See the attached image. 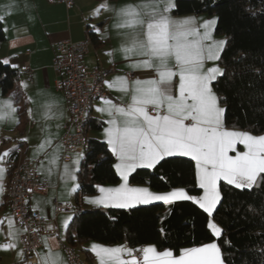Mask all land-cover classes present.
<instances>
[{
  "label": "snow or ice",
  "instance_id": "1",
  "mask_svg": "<svg viewBox=\"0 0 264 264\" xmlns=\"http://www.w3.org/2000/svg\"><path fill=\"white\" fill-rule=\"evenodd\" d=\"M146 7H122L117 13L120 23L116 26L131 30L130 46L124 48L125 53L144 57L135 66L154 68L158 78L136 80L135 87L131 89L132 102L127 107L108 100L105 101L107 107L99 109L106 111L110 117L107 121L110 126L104 131L108 145L119 160L115 168L124 183L114 189L101 188L103 195L89 203L125 208L153 201L194 200L211 216L220 199L217 189L220 181L236 188H250L258 178L264 180V175H261L264 174V135L229 131L222 126L224 110L218 106V98L211 87L217 75H222L221 70L213 67L203 72L202 69L205 59L219 58L226 41L215 42L205 50L200 40L188 39L194 34L187 27L191 22L189 19L174 20L165 14L174 7L171 0L163 13L154 10L145 12L142 9ZM108 9L107 4H102L96 14ZM215 22V19L206 21L205 29H210ZM208 38L210 32L206 31L203 39ZM169 61H174V68L169 66ZM177 76L178 93L173 94V88L177 87L173 81ZM117 81L122 85L120 91H129L125 77H118ZM149 105L155 115L149 113ZM5 107L8 112L2 111ZM161 110L164 114H160ZM16 111L11 98L0 101V120ZM45 144H51V141H45ZM45 144L39 147L43 149ZM237 145H243L245 150L237 151ZM230 152L235 155H229ZM7 155V152L0 155V160ZM176 155L188 156L195 161L199 186L204 190L203 197L196 199L183 189L161 194L147 187H129V175L137 168H153L166 157ZM57 159L54 156L52 162L55 163ZM4 171V168H0V174ZM65 174L70 175L67 165ZM71 178L75 179L74 176ZM207 226L217 236L222 232L211 220ZM14 246L9 244L5 247ZM92 250L100 258L101 264H106V258L114 264H223L216 243L184 249L179 257H175L171 250L159 252L154 246L141 249L143 256L140 259L133 255V249L123 246H93ZM124 252L132 257L131 261L122 259ZM44 264H62V259L49 250Z\"/></svg>",
  "mask_w": 264,
  "mask_h": 264
},
{
  "label": "trees",
  "instance_id": "2",
  "mask_svg": "<svg viewBox=\"0 0 264 264\" xmlns=\"http://www.w3.org/2000/svg\"><path fill=\"white\" fill-rule=\"evenodd\" d=\"M172 12L216 16L215 31L225 37L226 43L219 56L222 75L212 85L224 107V125L264 133V0H175ZM5 39L0 22V44ZM21 73L0 60V88L15 99L18 125L26 116L28 102L19 87ZM102 127L101 119L88 117L85 131ZM77 181V207L86 195L97 193L100 185L120 182L115 156L104 140L88 136ZM129 181L147 184L156 191L183 188L193 196L203 190L197 182L195 161L180 155L166 157L153 168H137ZM219 191L220 199L212 214L222 230L219 236L208 228L210 216L194 200H175L125 208H77L66 241L74 248L96 241L104 245L127 243L132 249L153 245L180 254L216 240L226 264H264V180L258 178L250 188H236L221 181ZM84 252L83 261L92 262L93 252Z\"/></svg>",
  "mask_w": 264,
  "mask_h": 264
},
{
  "label": "crops",
  "instance_id": "3",
  "mask_svg": "<svg viewBox=\"0 0 264 264\" xmlns=\"http://www.w3.org/2000/svg\"><path fill=\"white\" fill-rule=\"evenodd\" d=\"M72 1L73 4L71 7H67L64 3H51L48 0H0V22L6 34V39L0 44V60L8 61L10 65H15L22 72L19 87L24 91L28 100L26 116L20 125H18V111L11 115H6L3 120H0V155H3L5 152L9 154L16 146L22 145L25 148L26 155L37 161V170L40 179L46 182L48 190L46 193L32 195L28 203L31 208L39 211L48 218L55 216V199L71 202L75 210L77 208L89 209L96 206L111 207L103 204L89 203V201L103 195L100 191L101 188L114 189L124 183L120 174L117 172L120 176V182L100 185L98 192L92 195H86L79 207L73 201L75 200V193L78 188L77 172L80 168V162L84 152L74 153L68 161L61 160L63 151L62 137L66 131L70 111L64 94L56 87L58 74L53 67L55 57L54 43L59 40L80 42L89 36L91 37L92 41L85 62L90 67L99 66L104 70H108L104 87L109 93V96L106 98H97L93 101L89 111V118L101 119L103 121V127L99 130H90L87 135L104 140L107 143L104 130L110 126L107 123L110 117L106 111L99 110L107 107L105 101L111 100L116 105L127 107L132 102L131 89L135 87L134 82L136 80L143 81L158 78V73L154 68L135 66L144 57L134 53H125L124 48L130 46L129 33L131 30L116 26L120 23V17L117 13L122 7L127 5H147L148 7L142 9L143 11L150 12L154 10L163 13L169 3V0ZM171 3L174 5L175 0H171ZM102 4H107L109 9L101 10L97 15L96 10ZM165 14L174 20L189 19L191 22L187 27L194 34L190 35L188 39L190 41L200 40L205 50L215 42L225 41V37L217 34L215 31L216 22L210 29H205L204 27L206 21L213 19L216 21L214 14L189 13L175 15L172 9ZM206 31L210 32V38L203 39ZM93 35L94 38L92 37ZM26 62L30 66V70L28 71L23 69ZM112 65H114V69H111ZM169 66L174 68V61H169ZM213 67H218L222 72L219 58L216 60L205 59L202 71L207 72L208 69ZM126 71L134 72L135 76L129 77ZM118 77H125L127 79L129 91L124 92L119 90L122 85L117 81ZM178 80V76L174 78L173 82L177 87L173 88V94L178 93ZM211 87L213 93L217 96L212 84ZM9 98L12 99L13 107L17 109V104L12 93H4L0 88V101H7ZM49 105L51 106L50 109ZM218 106L224 110L219 99ZM149 107L152 106L149 105L148 110ZM2 111L8 112V109L5 107L2 108ZM149 113L156 114L150 111ZM160 114H164V112ZM221 121L222 126L229 131L248 132L254 136L264 135V133L255 134L248 130L225 127L224 111L221 115ZM49 140L51 144H45V141ZM41 144H45L43 149L39 147ZM108 146L111 149V146ZM236 147L237 151L245 150L243 145H237ZM229 155H235V153L230 152ZM54 156L58 157L55 163L52 162ZM114 156L116 165L119 163V160L115 154ZM6 157L4 156L3 160H0V168L5 169L3 174H0V185H2V191H0V264H24V252L20 243L22 229L13 219L14 217L6 203L9 188V171L2 164ZM65 165H67L70 175L65 174ZM72 176L75 179H72ZM197 182L199 184L198 176ZM220 182L217 185L219 194ZM128 185L129 187H147L150 191L161 194L183 189L176 188L167 191H156L147 184H135L129 180ZM183 190L196 199H200L204 195V190L197 196L191 195L186 189ZM75 210L62 212L57 215L60 227V233L58 235L42 237L39 252L43 263L44 258L49 254V250H51L53 254L59 255L62 259V264H68L66 253L62 247V241L67 242L66 238L70 224L69 218H71V213L73 215L75 214ZM211 219H213L212 215L210 216ZM9 244L15 246L5 247ZM206 244L191 248L202 247ZM93 246L109 248L123 246L124 248L132 249L127 243L104 245L96 241H87L75 247L78 253V249L82 251V254L79 253V255L83 260H85L84 249H89L93 252V261H85V264H101L100 258L92 250ZM148 246L153 245H146L144 248ZM165 250L157 249L159 252ZM182 251L180 254H174V256L179 257ZM121 257L128 261L132 259V257L128 256L127 252L122 253ZM106 264H114V262L106 258Z\"/></svg>",
  "mask_w": 264,
  "mask_h": 264
},
{
  "label": "built area",
  "instance_id": "4",
  "mask_svg": "<svg viewBox=\"0 0 264 264\" xmlns=\"http://www.w3.org/2000/svg\"><path fill=\"white\" fill-rule=\"evenodd\" d=\"M51 3H64L71 7L72 0H48ZM91 37L80 42L59 40L54 43L55 57L53 67L58 74L56 87L64 94L69 106V121L62 137V161H68L74 153L85 152L88 135L85 131L86 121L93 101L106 98L109 93L104 87L108 70L99 66L90 67L85 59L89 53ZM23 69L30 70L26 62ZM111 69H114L112 65ZM129 77L135 73L126 71ZM149 111L155 114L152 107ZM163 112V110H161ZM2 164L9 171V188L6 203L16 223L21 227L20 243L24 251V264H44L39 252L42 237L58 235L60 227L57 215L72 211L74 205L68 201L54 200L55 216L48 218L29 206V198L36 193H46L48 185L40 179L37 161L26 155L22 145L16 146L4 159ZM68 264H85L75 248L62 241ZM143 246L133 248V255L142 258Z\"/></svg>",
  "mask_w": 264,
  "mask_h": 264
},
{
  "label": "rangeland",
  "instance_id": "5",
  "mask_svg": "<svg viewBox=\"0 0 264 264\" xmlns=\"http://www.w3.org/2000/svg\"><path fill=\"white\" fill-rule=\"evenodd\" d=\"M222 73V72H221ZM89 197V196H88ZM74 202H75V200H73ZM154 202V201H153ZM73 213H71V215H70V217L71 218H69V223L72 221V219H73ZM14 219V218H13ZM15 220V219H14ZM211 221L212 222H214L215 224H217V226L218 227H220L219 225H218V223L214 220V219H211ZM16 222V221H15ZM217 236V235H216ZM209 243H216L217 244V241L216 240H213V241H211V242H209ZM218 245V244H217ZM22 246V245H21ZM219 247V246H218ZM23 248V247H22ZM220 249V248H219ZM78 251H79V253H81L82 254V251L80 250V249H78ZM24 252V251H23ZM221 252V251H220ZM221 259H222V261H223V264H226V262H225V260L223 259V257H222V254H221Z\"/></svg>",
  "mask_w": 264,
  "mask_h": 264
}]
</instances>
